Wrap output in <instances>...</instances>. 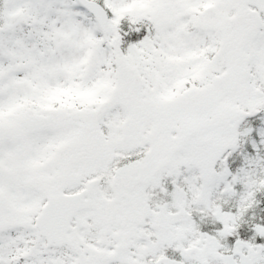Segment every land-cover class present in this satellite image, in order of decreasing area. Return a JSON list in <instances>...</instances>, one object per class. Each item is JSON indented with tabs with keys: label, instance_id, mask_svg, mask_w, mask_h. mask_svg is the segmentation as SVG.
Returning a JSON list of instances; mask_svg holds the SVG:
<instances>
[{
	"label": "snow or ice",
	"instance_id": "snow-or-ice-1",
	"mask_svg": "<svg viewBox=\"0 0 264 264\" xmlns=\"http://www.w3.org/2000/svg\"><path fill=\"white\" fill-rule=\"evenodd\" d=\"M0 264H264V0H0Z\"/></svg>",
	"mask_w": 264,
	"mask_h": 264
}]
</instances>
